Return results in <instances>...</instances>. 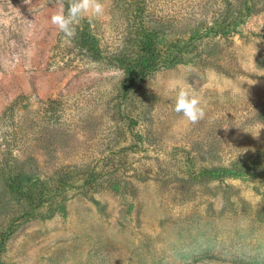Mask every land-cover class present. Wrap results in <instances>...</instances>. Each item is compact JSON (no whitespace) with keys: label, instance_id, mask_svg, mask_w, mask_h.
I'll return each instance as SVG.
<instances>
[{"label":"rangeland","instance_id":"rangeland-1","mask_svg":"<svg viewBox=\"0 0 264 264\" xmlns=\"http://www.w3.org/2000/svg\"><path fill=\"white\" fill-rule=\"evenodd\" d=\"M101 3L0 0V264H264V0Z\"/></svg>","mask_w":264,"mask_h":264},{"label":"clouds","instance_id":"clouds-1","mask_svg":"<svg viewBox=\"0 0 264 264\" xmlns=\"http://www.w3.org/2000/svg\"><path fill=\"white\" fill-rule=\"evenodd\" d=\"M104 14V5L101 0H69L67 12L65 13L63 6L60 10L51 16V23L71 41L76 36V26L85 17H99ZM174 108L173 110L182 114L183 117L191 124H196L205 117V110L201 105L194 90H190L187 86L176 85L173 88ZM264 126L256 130L254 138L259 136L260 130Z\"/></svg>","mask_w":264,"mask_h":264},{"label":"trees","instance_id":"trees-1","mask_svg":"<svg viewBox=\"0 0 264 264\" xmlns=\"http://www.w3.org/2000/svg\"><path fill=\"white\" fill-rule=\"evenodd\" d=\"M82 41H83V36H80V37L78 38V42L81 43ZM2 114H5V110H4V112H3Z\"/></svg>","mask_w":264,"mask_h":264}]
</instances>
